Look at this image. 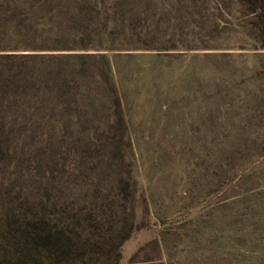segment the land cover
<instances>
[{
  "label": "rangeland",
  "instance_id": "rangeland-1",
  "mask_svg": "<svg viewBox=\"0 0 264 264\" xmlns=\"http://www.w3.org/2000/svg\"><path fill=\"white\" fill-rule=\"evenodd\" d=\"M262 29L242 0H0L3 42L119 50L133 147L97 151L110 92L72 62L0 81V264H264ZM217 141L246 145L227 174Z\"/></svg>",
  "mask_w": 264,
  "mask_h": 264
},
{
  "label": "trees",
  "instance_id": "trees-1",
  "mask_svg": "<svg viewBox=\"0 0 264 264\" xmlns=\"http://www.w3.org/2000/svg\"><path fill=\"white\" fill-rule=\"evenodd\" d=\"M246 12L250 15L264 18V0H242ZM264 34V29H262ZM64 38V37H63ZM62 38V39H63ZM89 38V35H88ZM61 38H41L32 37L31 42H23L21 44H11V42H3L0 40V81L7 82L14 77L25 78L35 70H41L37 65H46L53 62L59 65L60 62H72L76 66L81 67L84 76V84L89 82V78L97 79L95 85L106 88L110 92V102L112 107L106 108L105 121L103 129L100 132L102 145L97 151L103 148L111 155L112 162L118 160L123 163L125 161V151L122 146L132 147V141L129 135V126L126 120L122 106V98L118 93L115 67L112 58L109 57L110 52L119 51L113 50L110 45L93 46L89 42L70 41L67 36L64 40ZM128 54H116L115 58L125 57ZM152 55V54H147ZM87 87V85H86ZM112 134V136H111ZM120 136V140L115 141ZM125 139V140H124ZM221 141H217L213 145V154H215L214 168L224 174L229 173L230 169H234V163L237 159L236 154L241 150V146L245 150L243 143L238 142L235 146L228 148ZM227 147V148H226ZM229 169V170H228ZM119 195L124 201H127L131 195V202L134 200V192L130 193V183L127 179L119 177L118 179ZM132 217L131 225L123 228L120 241L115 249L116 263L120 259L119 249L125 242L134 227V208L129 210ZM33 243L37 249L54 251L56 254L61 247L58 237H54L47 233L42 235L40 232H35Z\"/></svg>",
  "mask_w": 264,
  "mask_h": 264
}]
</instances>
